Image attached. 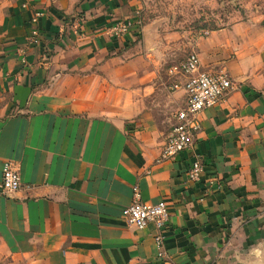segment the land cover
Listing matches in <instances>:
<instances>
[{"label": "crops", "instance_id": "crops-1", "mask_svg": "<svg viewBox=\"0 0 264 264\" xmlns=\"http://www.w3.org/2000/svg\"><path fill=\"white\" fill-rule=\"evenodd\" d=\"M138 15L139 0H0V177L9 161L21 184L0 194V264H264V21L201 43L199 71L233 89L200 113L191 151L158 162L184 79L159 77L143 29L104 33ZM134 186L168 205L163 258L152 225L125 222Z\"/></svg>", "mask_w": 264, "mask_h": 264}, {"label": "built area", "instance_id": "built-area-1", "mask_svg": "<svg viewBox=\"0 0 264 264\" xmlns=\"http://www.w3.org/2000/svg\"><path fill=\"white\" fill-rule=\"evenodd\" d=\"M22 8H27L23 4ZM42 13L34 11L30 20V29L27 41L31 45H38V22ZM139 19L118 20L104 29V33L115 41H124L138 27ZM20 51V50H19ZM22 52V50L20 51ZM170 78H183L181 88L186 100L183 108L174 116L175 124L165 138L160 151L158 162L173 159L183 152L193 149L194 140L201 130L199 115L202 111L215 107L233 89L231 78L226 72L214 73L199 71V58L194 52L189 53L184 60L171 66L168 70ZM180 88L177 84L170 86L171 90ZM204 165L198 155H193V160L187 169L186 178L189 183H197L201 180ZM20 177L14 165L6 161L3 163L0 177V194L13 195L20 190ZM123 216L127 226L138 231L152 225L156 230L154 244L157 249V257L163 258L162 232L166 229L169 220L168 205L164 201L149 203L143 201L137 186L132 188L131 202L123 209Z\"/></svg>", "mask_w": 264, "mask_h": 264}, {"label": "rangeland", "instance_id": "rangeland-1", "mask_svg": "<svg viewBox=\"0 0 264 264\" xmlns=\"http://www.w3.org/2000/svg\"><path fill=\"white\" fill-rule=\"evenodd\" d=\"M138 17L143 32L135 43L159 77L170 81L169 68L191 52L198 55L212 32L264 21V0H139Z\"/></svg>", "mask_w": 264, "mask_h": 264}]
</instances>
